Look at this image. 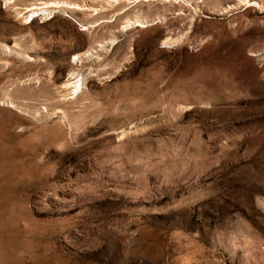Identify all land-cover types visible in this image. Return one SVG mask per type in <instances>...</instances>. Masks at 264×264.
<instances>
[{"label":"rangeland","instance_id":"1","mask_svg":"<svg viewBox=\"0 0 264 264\" xmlns=\"http://www.w3.org/2000/svg\"><path fill=\"white\" fill-rule=\"evenodd\" d=\"M263 181L264 0H0V264H264Z\"/></svg>","mask_w":264,"mask_h":264},{"label":"bare ground","instance_id":"2","mask_svg":"<svg viewBox=\"0 0 264 264\" xmlns=\"http://www.w3.org/2000/svg\"><path fill=\"white\" fill-rule=\"evenodd\" d=\"M32 10H33V9H32ZM34 11H35V10H34ZM34 11H33V13H35ZM37 12H38V11H37ZM136 22H137L138 25H143V23H144V22L141 21L140 19H137ZM79 82H80V86H79ZM68 85H70V84H68ZM72 85H73V86H71V85H70V86L73 87L74 90H78V89L80 90V88L83 87L84 83H83V81L80 80V81H76V82H74V84H72Z\"/></svg>","mask_w":264,"mask_h":264},{"label":"built area","instance_id":"3","mask_svg":"<svg viewBox=\"0 0 264 264\" xmlns=\"http://www.w3.org/2000/svg\"><path fill=\"white\" fill-rule=\"evenodd\" d=\"M263 183H264V181H263ZM261 249H262V251H263V253H264V246H262Z\"/></svg>","mask_w":264,"mask_h":264},{"label":"water","instance_id":"4","mask_svg":"<svg viewBox=\"0 0 264 264\" xmlns=\"http://www.w3.org/2000/svg\"><path fill=\"white\" fill-rule=\"evenodd\" d=\"M34 15H36V14H33V15H32V16H30L29 18L33 17Z\"/></svg>","mask_w":264,"mask_h":264}]
</instances>
